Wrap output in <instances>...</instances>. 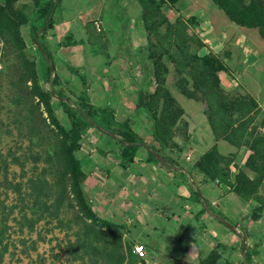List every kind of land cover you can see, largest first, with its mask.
<instances>
[{
  "label": "rangeland",
  "instance_id": "1",
  "mask_svg": "<svg viewBox=\"0 0 264 264\" xmlns=\"http://www.w3.org/2000/svg\"><path fill=\"white\" fill-rule=\"evenodd\" d=\"M98 1L107 6L103 11L101 7L74 8V21L67 26L57 15L62 1L0 0L1 6L12 9L10 19L18 24L24 43L23 47L12 49L0 38V264L167 263L151 253L146 259L138 258L133 250L140 243L139 233L131 223L130 209L120 208L122 220L116 221L104 209L106 186L95 185L87 179V174L85 180H75L71 173L66 134L78 126L77 110L82 103L87 102L82 105L85 110L104 108L96 101L103 91L106 94V90L113 89L114 79L110 78L113 74L104 70L109 48L114 40L123 38H128L132 46L142 45L132 39L127 8L123 5L110 8L114 0ZM155 1L160 4L156 18L154 7L146 1L151 24L167 18L174 25L178 18L183 19L187 32V38H180L186 39L180 43L183 48L201 58L214 55L226 66L217 73L220 86L214 91L218 95H208V91L198 87L195 69L187 65L182 51L166 42L176 38L169 26L162 23L157 28L160 34L142 29L143 48L150 47V35L156 46L153 53L163 63L156 71L149 60L151 53H144L149 73L156 72L154 88L161 91L157 97L146 92L138 109L149 113L150 108L153 128L163 137V141L156 140L153 129L146 128L144 142L164 157L176 153L179 167L189 162L190 153L196 152L190 160L194 163L215 149L217 166L210 164L211 175L204 174L217 187L222 185L216 213L230 225H223V232L204 230V237L198 236L204 241L198 249L201 253L174 256L178 259L175 264H206L205 260L214 251L219 258L213 264H264V108L252 95L255 88L264 86V39L260 28L231 21L213 0H178L176 4L171 0ZM228 1L229 7L240 8L237 0ZM244 1L242 5L246 6L251 2ZM52 3L56 5L52 21L43 26L42 10ZM136 4L143 24L144 9L138 0ZM221 15L230 24L227 28H223ZM215 17L217 26L213 23ZM113 24L114 27L117 24V30ZM39 42L53 56L54 68L49 79L45 74L46 55L40 50ZM180 60L182 64L177 63ZM126 64L131 74L143 68L141 63L138 66L129 60ZM119 76L115 78L129 81L127 73ZM210 88L214 89V85ZM51 89L61 96H51ZM105 94L104 98L108 99L110 93ZM181 100L199 104L200 113L208 120L205 131L215 138L213 141L211 137L205 139L202 127L199 129L204 140L188 135L189 121L200 126L202 123L196 112L187 107L192 103L186 108ZM253 101L256 107H251ZM132 111L131 105L117 115L113 111L115 121L119 122L118 116L120 123L130 126ZM96 116L99 120L101 114L98 112ZM210 118L217 126V134L212 130ZM103 129L89 125L81 132V148L74 153L80 163L87 155H99L100 136H106L109 139L106 143L111 145L101 155L121 153L120 145ZM228 136L238 145L226 140ZM206 140L214 143L207 142L205 148L200 146ZM219 144L223 147L219 148ZM181 147L187 152L180 153ZM204 149L202 155L200 150ZM231 199L236 201L232 203ZM229 205L235 208L231 210L233 214L229 213Z\"/></svg>",
  "mask_w": 264,
  "mask_h": 264
},
{
  "label": "crops",
  "instance_id": "2",
  "mask_svg": "<svg viewBox=\"0 0 264 264\" xmlns=\"http://www.w3.org/2000/svg\"><path fill=\"white\" fill-rule=\"evenodd\" d=\"M114 1L111 2L110 8L118 7V5H123L127 8L130 18L128 25L131 24L132 26L130 28L132 39L135 40L134 42L140 41V45L141 43L142 45L140 47L134 43V46H132L131 43L127 42L128 38L119 39L118 41L114 40L106 55L108 62L104 68L110 75L113 74L110 77L114 79L113 89L106 90L110 93L108 99L104 98L105 92L103 91V96H97L96 103L99 107L107 106L111 108L116 115L119 112H124L125 107L128 108L131 105L133 116L131 115L128 120L130 127L144 140L146 139L144 134L147 132L146 128L153 129V125L150 112L148 113L145 109L143 111L138 109V106L142 103L140 94L144 96L146 92L154 93L155 86L153 79L148 74L149 70L145 66L146 58L144 53L140 50L144 45L143 24L139 17L140 10H137L136 0ZM179 3L183 4L182 1ZM98 7H101L103 11L107 6L99 4L98 0H62L60 13L57 15L59 19L61 18L63 24L71 26L76 15L74 8L96 9ZM211 16L214 17V14ZM216 18L213 20L215 26L218 25L216 24ZM221 21L224 22L223 28H227L230 25L222 15ZM109 22L110 20L107 18L105 23L108 24ZM112 23L110 24L112 25ZM119 23L121 24V22ZM110 24L108 26H111ZM128 25L126 23L125 31ZM116 27L114 28L117 30ZM109 30H112V28ZM124 58L131 61L132 64L138 66L142 64V70L131 74V71L126 68L129 64H126L127 60ZM122 72L128 74L129 81L125 82L115 78L120 77L119 75ZM107 92L105 96H108ZM115 94L119 96L117 97ZM252 95L261 101L264 108V86L255 88ZM181 102L184 103L185 107L192 103L193 107L192 105L187 107H191L196 112L194 113L195 116H199L198 119L202 123L200 126L189 121L188 135H197L200 140H204L203 136L206 135L205 139L211 137L213 141L215 138L205 131V126L208 129L206 124L208 120L205 119L204 113H200L199 104L191 100H181ZM186 108L183 109L186 111ZM117 117L116 120L120 122L121 120ZM199 127L204 128L205 134L202 133L203 136ZM100 140L101 143L98 144L99 155L96 157L87 155L80 159L83 168L86 170L87 179L95 182V185L101 183V185L104 184L106 186L108 193L103 200L104 209L111 213L110 217H113L116 221H121L122 210L120 208L126 207L128 210L130 209L132 213L129 216L131 223L135 225V231L139 233L140 243L146 247L147 257L151 253L156 258L164 259L167 262L166 264H175V260L178 259H175L176 257L174 258V256H182L183 254H190L191 256L196 254L198 256L201 253L198 252V249L204 242L198 236L204 237V230L209 233L223 232V225L229 226V224L225 223L226 220L216 213L219 201L217 197L222 190V185L219 188L211 180H207L205 174L197 169V161L194 163L190 162L196 152L190 153L189 162L179 167L177 164L180 162L175 156L176 153H171V157H169L173 162L171 164L148 161L152 146L146 144L139 147L135 162L124 168L120 152L118 154H108L107 156L101 155L106 152L104 149L110 150L111 145L106 143L107 140L109 141L106 136H100ZM211 140H206L200 146L207 147V142L212 145L214 142H211ZM175 141L177 142V140ZM177 143L180 144L179 142ZM106 144L108 145L106 146ZM222 145L219 144V148L223 147ZM200 151L204 155L206 149ZM179 152L186 153L187 149L181 147ZM98 178H102V180ZM231 201L233 203L236 200L231 199ZM231 210H235V208L229 205V213L233 214ZM125 222L128 223L127 221ZM202 227L204 228L203 230ZM195 233L198 234L196 235Z\"/></svg>",
  "mask_w": 264,
  "mask_h": 264
},
{
  "label": "trees",
  "instance_id": "3",
  "mask_svg": "<svg viewBox=\"0 0 264 264\" xmlns=\"http://www.w3.org/2000/svg\"><path fill=\"white\" fill-rule=\"evenodd\" d=\"M61 1L62 0H54L55 3ZM138 1L140 2L141 6L144 9L142 19H143V27L145 28L146 32L149 33L152 31V33L156 32L157 34H160L157 28L161 26L162 23H166L169 26V30L171 31L170 33L176 36V38L172 40L168 39L166 42L170 46L173 45L175 46V48L180 49L182 51L183 59L186 60L187 65L194 67L195 73L194 72L193 73L196 77L195 80L198 84V87L200 88L202 87L203 89L208 91L207 92L208 95H212V96L218 95V93L214 91L216 87L220 86V78L218 77L217 73L220 71H224L226 69V66L222 64V62L214 55L211 56L207 55L201 58L189 51H186L185 48H183V46L180 43L185 42L186 39L180 40V38H182V36L187 38L186 37L187 32L185 31V26H184L185 24L183 22V19L178 18V21L174 25H172L167 18H165L161 23L155 22L154 24H151L149 22V17H148L149 7H147L146 5L147 0H138ZM148 1H150L151 5L154 7L155 10L154 16L156 18L160 14L159 12L160 4H158L155 0L152 1L148 0ZM171 1L174 4L178 2V0H171ZM213 1H215L218 7L225 12L226 16L231 21L237 23L238 25L245 27H259L261 33L260 36L264 39V0H251L249 5L247 6L242 5L246 3L244 0H237L240 3V8H238V10L229 7L228 0H213ZM230 1H236V0H230ZM55 7L56 5L52 3V5L49 4V6L46 5L43 8L42 10L43 26H45L48 22L52 21L51 15L52 12L55 10ZM236 11H240V13L237 14ZM10 12L12 13L11 8L0 5V38L5 40L6 47L12 49L20 48L23 47L24 43L19 33L18 24H16V22L10 19ZM148 39L150 41V47L142 48L140 50L146 54L147 52L151 53V56L149 54L150 57L149 60L151 59L150 61L153 62V67L156 68V71H158L162 68L163 63L161 61V57H159L158 54L153 53V48L155 49L156 46L152 41V39L150 38V35L148 36ZM40 45H41V48L39 47L40 50L44 51L46 55L45 74L47 76V79H49L50 74L54 68L53 56L44 44L40 43ZM181 61L182 60L177 61V63L182 64ZM149 69L150 68L148 67L147 70ZM148 74L152 79L153 78L156 79L154 75H151L149 72ZM54 83L55 84L57 83V78ZM211 85H214V89L210 88ZM160 89L161 88L158 87L155 90L153 94L154 97H157L159 95L158 93H160L161 91ZM53 94L60 95L57 94L55 90L51 89L50 95L52 96ZM140 99L142 101L143 94H140ZM84 103H82V105H86L87 102L85 104ZM82 105H80L79 109L77 110V113L80 114V122H78V126L72 128L66 134V140H67L66 142L68 146L67 151H68L69 161L71 164V173L73 174L74 179L75 180L82 179V181L86 179V173L83 171L82 165L80 161L76 158L74 153L81 148V145L79 143L81 140V132L84 131L89 125L98 127L100 130L101 128H104L108 131V134L110 136L114 137L113 139L116 140L121 147L120 154L123 159L122 165L124 168H127L130 164L134 163L136 160V154L139 147L146 145L144 140L137 133H135L127 123L116 122L114 118V112L109 107L94 108V110L91 111V110H85V108H83ZM253 106L256 107L255 101L251 103V107ZM148 110L151 115L150 108ZM98 112L101 114V116H98V118H100L99 120H97V116H96ZM153 118H151V120ZM209 122L213 132L217 134L218 130L216 124L214 123L213 120H211V118L209 119ZM153 136L156 138V140L163 141V137L156 127L153 128ZM225 139L228 140L233 145H238L236 140L232 139L230 136L226 137ZM215 156H216L215 149L210 150L197 162L196 164L197 168L201 170V172L207 175L209 174L211 175L209 165L212 164L214 165V167H216L219 161V159L216 160ZM148 161L150 162L156 161L162 164L173 163L170 158L164 157L159 152V150L153 147L151 148ZM218 256L219 255L215 251L212 252L209 255V258L205 260V263L213 264L215 260L219 258Z\"/></svg>",
  "mask_w": 264,
  "mask_h": 264
},
{
  "label": "built area",
  "instance_id": "4",
  "mask_svg": "<svg viewBox=\"0 0 264 264\" xmlns=\"http://www.w3.org/2000/svg\"><path fill=\"white\" fill-rule=\"evenodd\" d=\"M97 27L100 30L101 24L100 23H97ZM133 252L140 259H146L147 258V250H146V247L143 244H141V243L135 245Z\"/></svg>",
  "mask_w": 264,
  "mask_h": 264
},
{
  "label": "water",
  "instance_id": "5",
  "mask_svg": "<svg viewBox=\"0 0 264 264\" xmlns=\"http://www.w3.org/2000/svg\"><path fill=\"white\" fill-rule=\"evenodd\" d=\"M40 48H41V45L39 44ZM43 50V49H42ZM44 52V51H43ZM105 132H107V130L103 129ZM230 226V225H229ZM233 229V227H232ZM245 238H244V244H243V250L245 251V248H246V242H245Z\"/></svg>",
  "mask_w": 264,
  "mask_h": 264
}]
</instances>
